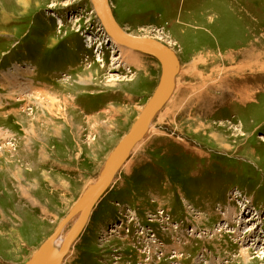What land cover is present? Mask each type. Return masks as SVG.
Wrapping results in <instances>:
<instances>
[{"label":"rangeland","instance_id":"obj_1","mask_svg":"<svg viewBox=\"0 0 264 264\" xmlns=\"http://www.w3.org/2000/svg\"><path fill=\"white\" fill-rule=\"evenodd\" d=\"M110 8L179 67L62 264H264V0ZM110 38L94 0H0V264L29 261L159 84L156 57Z\"/></svg>","mask_w":264,"mask_h":264},{"label":"water","instance_id":"obj_2","mask_svg":"<svg viewBox=\"0 0 264 264\" xmlns=\"http://www.w3.org/2000/svg\"><path fill=\"white\" fill-rule=\"evenodd\" d=\"M94 5L103 26L106 28V31L111 38L125 47L148 53L160 61L162 65L161 78L153 95L139 114L138 118L134 121L128 133L110 155L105 168L97 178L96 182L91 186L92 189H89L90 192L87 194L88 190L86 194L69 210L54 232L43 241L40 247L25 264H62L63 261H65L64 259L66 255L70 253L75 242L89 222L96 205L112 185L117 173L122 168L131 151L144 137L152 119L170 99L175 88V79L179 64L177 55L174 51L156 39L132 35L122 29L112 14L110 0H94ZM78 213L79 216L68 230L57 255L51 259L44 260V252L49 244L60 234L64 226Z\"/></svg>","mask_w":264,"mask_h":264},{"label":"bare ground","instance_id":"obj_3","mask_svg":"<svg viewBox=\"0 0 264 264\" xmlns=\"http://www.w3.org/2000/svg\"><path fill=\"white\" fill-rule=\"evenodd\" d=\"M104 31H106V28L104 27ZM106 33H107V31H106ZM107 35H108V33H107ZM111 39V41H112V43H113V48H115L114 50L115 51H120L121 53H125V52H133V51H136V50H134V49H130L129 50V48H124L121 44H119V43H117L113 38H110ZM93 40H95V38H93V37H89V39H88V41L91 43ZM100 46H102V48L104 47L102 44L100 45ZM115 58V57H114ZM116 59V58H115ZM132 61V60H131ZM29 69V68H28ZM92 189V188H91ZM90 189V190H91ZM90 190L87 192V194L90 192ZM231 214H232V211L230 212V214H228L227 216H228V218H229V220H230V218H231ZM256 215V217L258 216V213L257 214H255ZM78 216H79V213L78 214H76V218L74 219V223H75V221L77 220V218H78ZM255 217V216H254ZM226 222V221H225ZM73 223V224H74ZM226 224V223H225ZM226 225H228V224H226ZM231 225V224H230ZM230 225H228V227L230 226ZM66 226V225H65ZM64 226V227H65ZM251 226V225H250ZM256 226L255 225H253V226H251L250 227V229L251 228H253L252 229V232L253 233H255V231H256ZM66 228V227H65ZM112 228H115V227H112ZM225 228V226H223V228L222 229H224ZM122 229V228H121ZM222 229L221 230H219V232L220 231H222ZM227 229V228H226ZM63 230H64V228H63ZM62 230V231H63ZM112 230H114V229H112ZM61 231V232H62ZM115 231V230H114ZM61 232H60V234H61ZM67 233L68 232H66L64 235H58L54 240H52V242L49 244V246H48V248L45 250V252H44V260H47V259H51V258H53L54 256H56L57 255V253H58V251H59V249H60V247H61V245H62V243H63V240H64V238L66 237V235H67ZM156 243V242H155ZM150 247V246H149ZM251 248H246L245 247V249L243 248L242 249V251H241V253H242V255L244 254V256L247 258V257H249V252L251 251L250 250ZM67 256V255H66Z\"/></svg>","mask_w":264,"mask_h":264},{"label":"built area","instance_id":"obj_4","mask_svg":"<svg viewBox=\"0 0 264 264\" xmlns=\"http://www.w3.org/2000/svg\"><path fill=\"white\" fill-rule=\"evenodd\" d=\"M120 213H122V212L120 211ZM122 224H123V221L120 223V225H118V227H123L124 224L123 225ZM118 227L116 228V231L118 230Z\"/></svg>","mask_w":264,"mask_h":264}]
</instances>
